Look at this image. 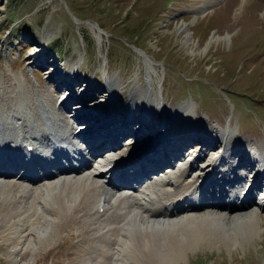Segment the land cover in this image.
Listing matches in <instances>:
<instances>
[{
	"label": "rangeland",
	"instance_id": "rangeland-1",
	"mask_svg": "<svg viewBox=\"0 0 264 264\" xmlns=\"http://www.w3.org/2000/svg\"><path fill=\"white\" fill-rule=\"evenodd\" d=\"M206 1L0 0V109L7 114L20 107L16 92L23 83L31 106L45 105L42 99L50 103L52 94L62 96L65 81L74 87L71 97L77 98L70 103L83 97L85 108L108 100V84L118 83L120 109L142 86L145 96L162 99L155 123L146 120L138 137L131 136L118 153L127 152L133 139L151 137L153 143L167 134L166 113L180 105L185 109L174 111L172 118L184 128L166 136L172 143L168 151L178 145L185 150L170 159L191 144L194 157L200 160L208 154L207 162L213 161L225 147L215 137L222 131L219 126L227 130L230 123L235 156L247 149L254 152L253 146L264 142V0H211L207 14L198 13ZM145 109L136 107L130 123H142ZM79 116L73 118L81 122ZM91 119L85 121L93 123L84 121L91 124L86 135L107 138L105 129ZM133 128L128 125L127 132L134 133ZM109 129L114 132L113 126ZM202 140L213 147L199 145ZM115 143L112 147L118 149ZM148 148L154 156L160 143ZM255 152L264 158V150ZM249 159L246 168L254 164ZM260 214L264 219V210ZM261 224L255 237L232 248L203 241L182 247L176 259L164 260L151 251L133 264H264V220ZM64 236L70 238L67 244L59 240L30 264H71L77 233L72 229ZM6 247L0 239V264H12Z\"/></svg>",
	"mask_w": 264,
	"mask_h": 264
},
{
	"label": "bare ground",
	"instance_id": "bare-ground-1",
	"mask_svg": "<svg viewBox=\"0 0 264 264\" xmlns=\"http://www.w3.org/2000/svg\"><path fill=\"white\" fill-rule=\"evenodd\" d=\"M213 1H206L198 13L206 15ZM62 85V96L52 94L50 103L42 99L39 102L45 105L31 106L30 92L23 83L16 92L20 107L7 114L0 109V239L8 248L12 264L32 263L63 238L67 244L70 238L64 235L72 229L78 241L71 264H133L151 251L161 259L172 260L188 245L208 241L232 248L259 233L264 219L261 207L253 205V196L264 201V158L255 151L264 150V142L253 146L255 153L249 162L253 159L254 170L245 167L252 155L248 149L242 156L234 154L231 123L227 130L219 126L222 131L215 137L225 147L211 162H207L208 154L200 160L194 157L190 145L189 153L169 157L165 162L170 163L169 168L157 173L151 161L143 165L139 160L145 150L151 149L130 156L118 153L110 142L105 159L95 158L96 151L88 150L86 143L77 144L91 124L83 128L73 117L80 114L83 121L92 118L101 127L113 126L114 134L120 135L115 143L118 147L127 140L123 129L134 119L136 107L146 108L141 121L145 120L144 129L147 121L155 123L162 99H150L141 93L146 90L140 86L131 93L126 108L120 109L116 106L118 83L110 82L108 100L85 108L87 99L80 97L79 102L71 104L77 99L71 97L74 87L65 81ZM185 107L180 105L174 111ZM174 111L166 113L169 129L165 135L184 128L175 125ZM73 112L77 116H72ZM170 137L152 143L169 140L157 160L171 150ZM215 137L211 143H216ZM30 144L35 146L32 152L28 150ZM111 171L113 184L104 178ZM196 187L197 193L190 195Z\"/></svg>",
	"mask_w": 264,
	"mask_h": 264
}]
</instances>
